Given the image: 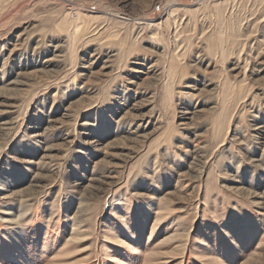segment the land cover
<instances>
[{
    "label": "rangeland",
    "instance_id": "rangeland-1",
    "mask_svg": "<svg viewBox=\"0 0 264 264\" xmlns=\"http://www.w3.org/2000/svg\"><path fill=\"white\" fill-rule=\"evenodd\" d=\"M0 264H264V0H0Z\"/></svg>",
    "mask_w": 264,
    "mask_h": 264
}]
</instances>
